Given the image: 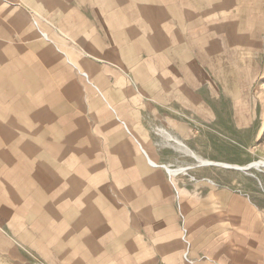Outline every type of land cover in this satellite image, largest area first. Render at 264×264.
<instances>
[{
  "label": "crops",
  "instance_id": "1",
  "mask_svg": "<svg viewBox=\"0 0 264 264\" xmlns=\"http://www.w3.org/2000/svg\"><path fill=\"white\" fill-rule=\"evenodd\" d=\"M198 2L0 0V264L63 259L55 257L52 247L59 243L47 238L55 226L45 228L43 223L62 222L59 228L69 230L70 219L62 220L53 199L68 197L70 191L81 199L73 211L81 212L75 226L100 234L102 210L96 199L101 195V166L114 167L113 197L121 200L132 193L125 172H141L140 182L131 187L148 198L150 185H157L151 184V171L163 178V169L182 198L188 191L178 176L214 166L201 163L200 155L184 143L188 130L174 109L183 100L182 79L186 83L196 78L180 70L197 69L199 48L203 51L205 41L214 36L207 27L214 22L218 2L205 0L210 7L201 11ZM8 4L15 8L6 10ZM218 6L222 11V3ZM200 20L205 24L200 26ZM194 91L195 100L185 99L191 108L197 101ZM172 142L198 163L174 167L167 162L161 150L173 147ZM192 178L197 187L215 184ZM70 182H76L74 189H68ZM198 191L189 190L188 195L197 198ZM214 198L208 193L203 206L180 207L190 216L182 234L186 244L178 237V227L169 225L173 232L165 233L166 223L158 222L157 236H145L141 245L133 229L125 228L123 237L113 228V254L130 263L141 257V264H264V220H240L242 213L264 215V207H251L240 197L232 203L225 199L222 216L227 218L194 221L192 215L197 219L202 207L209 214ZM66 206L69 211L73 205ZM124 208L113 203V213H126ZM197 229L206 231L198 236ZM217 230L223 235L228 231L220 243L211 234ZM94 238H83L81 244L93 245L95 251Z\"/></svg>",
  "mask_w": 264,
  "mask_h": 264
},
{
  "label": "rangeland",
  "instance_id": "2",
  "mask_svg": "<svg viewBox=\"0 0 264 264\" xmlns=\"http://www.w3.org/2000/svg\"><path fill=\"white\" fill-rule=\"evenodd\" d=\"M204 1L199 0L198 10H208L210 6H206ZM217 2L219 5L222 3V11H220L221 6L215 5L214 22L207 27V29L213 30L214 36L205 41L203 51L199 48L198 68L195 69L196 71L193 69L190 71L180 70L182 74L187 75V78L191 73L192 75L196 74V78H192V81L186 83L182 79L184 83L181 92L183 100L174 103V109L182 117H179L177 112L175 116L184 121L185 129L188 130V133L182 137L184 143L198 155L213 161H225L224 163L245 166L264 160V0H215L214 3ZM20 7L27 10V13H31L29 7L25 5ZM14 8L15 4H8L5 9L12 11ZM23 23L28 24L24 20ZM199 24L202 26L205 22L200 20ZM10 32L13 34L12 28ZM22 40L24 42L29 39L23 38ZM211 40L212 44L209 43ZM194 90H197V101L191 108L186 105V103H190V100H186L187 98L195 100ZM164 109L170 110L168 107ZM195 110L198 111L197 116H195ZM203 114L204 116H202ZM189 115L191 117L188 118ZM172 145L173 147L161 151L165 154V160L172 162L174 167L198 163L194 156L180 149L177 143L172 142ZM214 166L195 167L188 173L178 176V181L183 187H186L188 192L199 189L197 198L189 196L188 192L183 194L184 197L179 198L178 191L174 189L163 169L159 170L162 171L163 178L157 176L160 172L150 170L153 177L151 184L157 185L149 184V197L145 198L143 192L136 193L131 187L132 184L134 187L137 182H140L141 172H136V176L132 175L130 171L129 174L125 172L123 173L124 180L128 182L126 183L127 188L130 186L129 192L132 193H129L128 197L123 200L113 197L114 167L101 166L102 180L98 187L99 190L101 189V195L100 199H96L102 210L100 234L94 235L98 229L94 231L87 228L85 230L89 235L84 236L85 230L75 226L81 212L73 211L75 206L80 204L79 200L81 199L74 196L72 191L69 192L68 197H54V209L60 210L59 213L64 222L70 219L71 226L69 231L59 228V225L62 226V222L43 223L45 228L46 226L51 227L52 224L55 226L52 231L49 230L48 236L50 237L47 238H53L56 243H59L58 245L54 243L52 247L55 257L57 258L59 255L63 258L62 260L59 258V261H54L52 264H120L118 259L126 260V263L123 262V264H141V257H135L130 263L131 260L127 261L123 255L113 254V245L117 243L113 240V232H115L113 228L117 229L118 233L121 232L123 237L125 228L133 229L134 240L138 245H141L145 236H157L159 232L155 226L158 222L163 225L166 223L165 233L173 232L169 231L171 230L169 225L178 227V237L182 243L186 244L182 234L187 229L186 221H190V216L181 212L180 207L183 205L187 207L203 206L208 193L216 196L214 199L218 203L212 200V204L209 205L212 207L209 214H206L207 209L202 207L199 209L200 213L196 215L197 219H195V215H192V219L199 224L204 222L203 220L207 216L220 220L222 217H226L222 216L225 199H230V203H232L233 198L240 197L244 198L251 207L256 208V205L264 207V167L261 169L252 167L243 171L236 168ZM71 173L73 172L71 171ZM193 176L194 179H211L215 184L207 188V185L201 183L197 187ZM88 184L91 185L93 182ZM66 185H69L68 189L71 190L75 188L76 182L66 183ZM66 203L73 205L69 206V211ZM113 203L116 206H124L126 213H113ZM165 207L171 208L168 210ZM62 209L66 210L63 215ZM240 216V220L246 222L254 220L256 217L259 218V221L261 217L264 220V215L254 212H248L245 215L242 213ZM233 220L238 221L239 219L233 218ZM204 231L197 229L195 233L200 236ZM227 232L225 231L226 235H223L222 230H217L211 234H213L214 240L220 243L224 237H227ZM187 233L192 235L189 230ZM86 237H95V251L93 245L81 244L83 238ZM84 241L87 243L86 239ZM68 242L69 244H67ZM90 243L93 244L92 240ZM83 255H87L89 260L83 261ZM41 256L45 258V255ZM38 264H44V262L39 261Z\"/></svg>",
  "mask_w": 264,
  "mask_h": 264
},
{
  "label": "bare ground",
  "instance_id": "3",
  "mask_svg": "<svg viewBox=\"0 0 264 264\" xmlns=\"http://www.w3.org/2000/svg\"><path fill=\"white\" fill-rule=\"evenodd\" d=\"M198 159L203 164H213V165H216V166H222L223 165V166H226L228 168H236V169L243 170V171H246V170H248V169H250L252 167H254L256 169H261L262 167H264V160H260V161H257V162H252V163H249L248 165L242 166V165H238V164L224 163V162H221V161H213V160H210V159H208V160L207 159H202V158H200V156L198 157ZM168 170L170 172H174L172 169H168Z\"/></svg>",
  "mask_w": 264,
  "mask_h": 264
}]
</instances>
